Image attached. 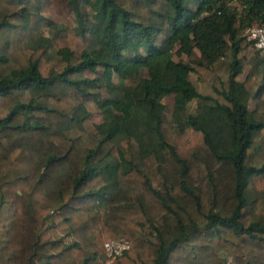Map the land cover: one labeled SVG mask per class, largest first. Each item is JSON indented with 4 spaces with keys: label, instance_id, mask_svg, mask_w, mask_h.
I'll return each mask as SVG.
<instances>
[{
    "label": "trees",
    "instance_id": "16d2710c",
    "mask_svg": "<svg viewBox=\"0 0 264 264\" xmlns=\"http://www.w3.org/2000/svg\"><path fill=\"white\" fill-rule=\"evenodd\" d=\"M254 25L264 0H0V264H264ZM194 50L230 53L219 97Z\"/></svg>",
    "mask_w": 264,
    "mask_h": 264
},
{
    "label": "rangeland",
    "instance_id": "374dc122",
    "mask_svg": "<svg viewBox=\"0 0 264 264\" xmlns=\"http://www.w3.org/2000/svg\"><path fill=\"white\" fill-rule=\"evenodd\" d=\"M242 34L245 35L244 32H242ZM255 52L256 49L254 48V46L248 42V38L247 39L245 38L241 43V49L237 55L239 62L241 64V71L236 77L237 80L239 81L244 80L248 72V60ZM258 54L257 56H259ZM198 56H199L198 50H194V54L191 57L184 56V60L191 62L194 66V70L189 74V79L195 85L198 92L202 94H213L218 96L217 92L227 87V77L229 74L230 63H231L230 53L227 52L223 57L218 59L213 65L207 68L200 67L194 64V61L197 60ZM113 80L114 81L118 80L116 75H114ZM162 101L164 103H169V105H171L170 103L171 100L169 99L165 98ZM254 104H255L254 100L250 98V100L248 101V108L250 110H253ZM194 107H195V100L189 103L188 110L192 112ZM101 121H102V117L100 114L94 116V122L96 124L100 123ZM228 260L229 258H227V261ZM111 261L108 260V263H110Z\"/></svg>",
    "mask_w": 264,
    "mask_h": 264
},
{
    "label": "built area",
    "instance_id": "2783aa9c",
    "mask_svg": "<svg viewBox=\"0 0 264 264\" xmlns=\"http://www.w3.org/2000/svg\"><path fill=\"white\" fill-rule=\"evenodd\" d=\"M245 35L248 39L253 41V46L260 53L264 55V25H254L247 27ZM130 247V242L126 239H114L105 243V248L109 260H112L120 255Z\"/></svg>",
    "mask_w": 264,
    "mask_h": 264
}]
</instances>
